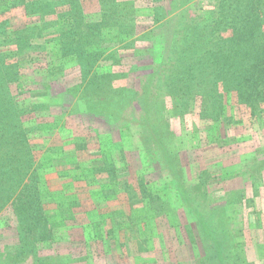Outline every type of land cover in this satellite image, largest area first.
I'll use <instances>...</instances> for the list:
<instances>
[{
  "label": "trees",
  "instance_id": "trees-1",
  "mask_svg": "<svg viewBox=\"0 0 264 264\" xmlns=\"http://www.w3.org/2000/svg\"><path fill=\"white\" fill-rule=\"evenodd\" d=\"M95 1L96 11L87 0H0V264H23L28 257L37 264L49 257L58 264H124L121 261L133 256L145 264L136 253L146 250L144 244L148 250L156 248V241L160 245L161 231L154 221L162 215L181 235L174 239L194 244V264H255L247 258V243L239 239L244 229L236 205L250 209L254 197L264 199L263 150L260 160L251 159L250 152L236 156L239 163L233 166L245 164L240 170L241 176L247 174L246 183L222 190L219 186L240 177L237 167L219 166L212 174L198 169L190 176L180 159L177 165L171 161L181 150L171 152L165 142L175 136L168 119L183 118L197 109L196 104L199 118L210 125L207 141L219 148L230 145L232 135L220 134V126L241 123L227 113L231 99L248 110L246 131L252 119L264 122V0H213L192 14L184 10L173 39L171 33L155 35L149 26L140 29L138 22L125 25L121 19L151 17L149 23L160 21L158 27L164 30L181 15L171 12L189 0ZM144 41L149 42L150 64L137 87L114 85L129 74L113 68L122 60L120 51L142 56L145 45L137 42ZM36 62L40 67L23 78L20 70ZM57 82L60 88L54 89ZM97 107L101 114L94 112ZM97 114L106 118V128L115 126L121 142L123 131L139 123L136 127L147 144L144 153L171 170L172 189L157 195L163 181L147 178V165L138 167L136 181L122 179L129 166L123 162L125 150L115 141L118 136L102 135L97 127L101 121L91 119ZM127 116L130 125L118 121ZM192 131L196 140L197 129ZM254 132L260 135L261 130ZM233 135L237 144L241 135ZM114 143L120 145L114 149ZM137 155L141 160V149ZM48 173L65 183L50 187ZM86 193L96 209H84ZM248 213L249 225L263 233L256 246L264 264V212ZM124 216L130 223L119 220ZM234 218L235 226L230 227ZM141 222L147 237L140 239L130 231L144 235ZM151 224L154 227L147 228ZM6 229L17 234L11 248L18 254L4 258L1 247L8 244L1 243V236ZM81 237L85 245L95 244L93 255H73L74 240ZM41 250L53 254L41 255ZM172 251L166 260L178 264Z\"/></svg>",
  "mask_w": 264,
  "mask_h": 264
},
{
  "label": "rangeland",
  "instance_id": "rangeland-1",
  "mask_svg": "<svg viewBox=\"0 0 264 264\" xmlns=\"http://www.w3.org/2000/svg\"><path fill=\"white\" fill-rule=\"evenodd\" d=\"M187 1V0H185ZM88 4L90 5L89 7H92L93 10L96 11V4H95V0L90 1L87 0ZM214 2L213 0H189L187 2H185V4H183V6H180V8L177 9V11L175 12H171V13H179L181 12V15L178 14L175 16V18H173L171 20V22L168 25H164L161 29L158 26L160 21L155 22L154 24H150L151 23V17L150 19H142L137 21V17L135 19L133 18H122L121 22L125 25L132 23L133 21L138 22V27L136 26V28H140V29H145L146 27L149 26L148 29L154 30V34H163V33H171L172 37L171 39H173L175 37V35H178V32L181 29L182 26V22H183V18L181 19V17H183V13L184 10L186 11H190V13L192 14L193 12H195V10H198L201 5H207V3H212ZM141 3V2H140ZM165 5H168L167 3H165ZM179 7V6H178ZM189 7L188 9H185ZM90 9V8H89ZM186 11V12H187ZM198 13V12H197ZM157 14V13H156ZM163 15L161 14L159 16L162 17ZM173 16V15H172ZM13 17V15L11 16V18ZM143 18V17H141ZM182 21V22H181ZM150 22V23H149ZM149 24V25H148ZM147 25V26H146ZM160 34V35H161ZM154 35V36H155ZM162 36V35H161ZM153 39V38H152ZM150 44L153 42V40L149 41ZM148 41H144V43L141 42H137V45L142 46L145 45V51L143 52L144 54L142 56H134L133 55V51L129 50V49H124L120 51V55H121V62L119 65H115L113 66L115 71H120V70H127L129 71L128 76L124 79H116L114 81V85L118 86L120 84H126L129 87H137L138 85V81H139V77L141 75H143L144 73H146V65L148 66L150 64V58H149V52H148V48H147V43L149 44ZM7 47H3L2 49H6ZM147 48V49H146ZM41 63H34V67L30 64L27 65L25 68H22L20 70L22 77L25 78V74L30 75L31 73V69H37V67H40ZM135 67L134 70L130 71V67ZM149 68V67H148ZM56 85H53L54 89H58L60 88L58 86L59 82L55 83ZM153 95H155L157 93L156 90H153L151 92ZM195 107H197L198 109V104L195 105ZM81 108V107H80ZM89 108V107H88ZM196 108L190 113L186 114L183 118H180L179 116L176 117H170L168 119L169 122V127L170 130L175 132V136L172 137V140L167 139V141L165 143L168 142L167 146L170 147L172 150L171 152L175 151V150H181L180 154H178L177 156H173V154L171 155V159L173 157V160H171L172 162L176 160V165H177V161L178 159H180L181 165L183 167V169L185 170V172H187L190 176H192L198 169H206L209 172H215L217 170V167L219 166H223V165H229L228 169H233L236 168L240 171V177L239 178H235L232 180V182H228V184H225V186H219L221 187L222 190H225L227 188H231V187H239L240 183H246L244 181H246L247 179H245V176L247 175L246 173H244L241 176V169L242 167H245V164L243 165H236L233 166L238 162L237 157L236 156H241L245 153L250 152L251 153V159L253 158H257L258 160H260L259 158V153L261 150H263L264 152V122L263 123H259L258 120L254 121L253 119L250 121V123L252 124V127H249V129L244 128L245 125H247V123H245V120L248 121V116H247V112L248 110L241 106L239 107L237 104H234V102L232 101V99L230 100L229 104L227 105V113L228 114H232L234 117L232 118L233 120H241V123H233L230 122V125L226 124L223 126H220V129L218 130L220 132V134H225L228 131L232 132V135H229V140L228 143L230 145H224L221 148H219V146L217 144H211L209 143V141H207V138L205 137V132L208 130V128L210 127L208 120H202L201 118H199L198 115V110ZM94 112L100 113L101 111H99L98 107L96 108V110ZM127 112V111H126ZM96 115V114H93ZM98 115V114H97ZM95 117V118H94ZM93 120H95L96 122L99 120L100 124H98L97 122V127L98 129L103 133V136H107V134L111 133V136H118V132L117 130L115 131V126L109 125V128L105 127V124H107L106 118L105 117H100V115L98 116H94ZM127 117H124L122 119H119L118 121L122 124V122L126 123L123 125H130L129 122H127ZM103 120V121H102ZM86 123V124H85ZM134 123V122H131ZM249 123V124H250ZM85 126L88 127V123L84 122ZM136 125H132L130 127V130L127 131H123L122 136H123V140L121 142L119 136L118 138H116L115 141H119L121 142V148L125 150V153L122 154L124 159V163L127 162L128 166V170L127 172H125V174H123V178L125 181L128 179H133L132 181H136V179H134L135 177V173L138 169V167L140 165H147L149 172H147L145 174V176L149 179H158L163 181V185L161 186V188L156 191L157 195L163 196V192L165 190H169L168 188L171 187V175L172 172L171 170L164 164H159L157 163V161H154V158H152L153 161H149L147 159V155H149V153L147 151L144 150L147 147V144L145 142V139L143 136H141L139 134V130L136 126H139V123H136ZM245 124V125H243ZM111 126V127H110ZM111 128H113V131H110ZM193 128L197 129L196 132V137H198L196 140H194L192 137V130ZM255 131V129L258 131L259 129L261 130L260 135H258L256 132L253 131V129ZM109 130V131H108ZM129 133V134H128ZM240 133V134H239ZM242 133V134H241ZM113 134V135H112ZM233 134H238L241 135L239 136V138L241 140L237 141V144H234L235 142V137H233ZM108 138H106L107 140ZM199 139V141H198ZM226 139V138H225ZM223 138V140H225ZM94 140V139H93ZM95 144H96V140H94ZM227 143V140H226ZM227 143V144H228ZM108 144V143H106ZM199 144V145H198ZM120 145V143H114V149ZM172 146V147H171ZM238 146V148H236ZM96 147V146H95ZM233 149H232V148ZM141 149L142 154L141 160H139V156L137 155V151ZM94 151V150H93ZM121 153V151H117L116 152ZM127 156V159H126ZM146 157V159L144 160V158ZM152 157V156H150ZM116 158V156H115ZM176 158V159H175ZM235 161V162H234ZM250 161V159H248V162ZM170 162V161H169ZM257 162V161H256ZM233 163V164H232ZM254 163V162H253ZM256 166V163H255ZM253 168L254 171V178H257V176L259 175L258 172V167ZM186 167V168H185ZM252 168V167H251ZM154 169V170H153ZM241 169V170H240ZM212 172H210L212 174ZM252 173V171H250ZM186 173V174H187ZM189 175H187L189 177ZM46 178H47V184L56 189L61 187V185L63 183H65V181L60 180L57 177L56 173H48L46 174ZM83 187V186H82ZM77 186V190L80 192H86L87 188H82ZM217 188L218 185H216ZM83 189V191H82ZM153 189L154 188H151ZM221 190V191H222ZM202 191V190H200ZM248 193V194H247ZM246 193L247 198H251L249 195V190ZM85 196V200L83 201L84 203V209L89 211L92 209H96V206L94 204V202L90 199L89 196H87V193L84 194ZM215 198V197H214ZM253 199V198H252ZM91 200V202H90ZM87 202V204L85 205V203ZM90 202V204H89ZM100 205V203H98ZM252 206L250 209L244 206L237 204L236 208L238 210L237 215H238V221L240 222V225L242 227V229H244V231H242V233H239V239L241 241H245V243H247L246 246V250L248 249V260L254 262L255 264H262L261 258L259 257V252H258V247L256 246V244L262 240L263 237V233L261 231V229H257L254 230L250 225L251 223V218L249 215V210L252 211L255 210V212L258 211H263L264 212V199H262L260 196L254 197L253 202H252ZM127 205L123 206L124 211L126 212V214H129V209H127ZM104 209V208H103ZM233 209V207L231 208ZM84 210V211H85ZM128 210V211H127ZM106 212V211H103ZM7 215L10 219V222L13 224L14 223V216L11 213V210L9 209V207H7ZM90 214V212H88ZM94 213V212H92ZM264 216V213L262 214ZM129 216H124L122 218H120L119 220H123V221H127V224L130 223V219H128ZM145 219V218H144ZM143 219V220H144ZM79 220H81L80 218L77 220L79 222ZM138 220L143 221L142 218H138ZM235 221L236 218L233 219V223L230 224L231 226H235ZM78 222H75L74 224L76 225ZM85 223L86 220H81L80 223ZM250 224V225H249ZM147 225V223H146ZM154 225L155 227H157V230L161 231V237L159 238V240L161 241L160 245L157 244L158 242L156 241V248H153L151 250H148L144 244V248L146 250H142L140 253H136L139 256L138 257H142V260L145 259V264H173L171 260H166L167 255H169L172 251L173 255L176 257L174 261H177L178 264H194V250H193V245L190 242L187 243H183L181 242V240H176L174 239L176 236L177 237H181V235H177L172 228L169 227L168 225V221L166 219L165 216H160L158 218H155L154 221ZM157 225V226H156ZM154 227L153 224L149 225L147 228ZM139 228L141 229V231L144 232L145 229V224L143 222L139 223ZM252 228V229H251ZM78 229V228H77ZM136 229V227L134 228ZM5 232H3L2 234V238H1V243L2 244H8L5 247H1L2 248V255L4 258L7 256H13L15 254H18L16 251L12 250L13 248H11V246H15V244H17V234L15 235L13 229H6L4 230ZM76 234L79 233V229L76 230ZM139 231V232H141ZM128 232V230H127ZM132 235L134 236H139V238L141 239L142 236H144V238L147 237V234L145 232L144 235L143 234H138L136 231H130ZM71 233V237L73 236L72 232ZM85 235V234H84ZM68 236V235H67ZM186 237V236H184ZM183 237V238H184ZM181 238V239H183ZM252 238H253V242H252ZM83 238H78L74 243H76L74 245V250H72L73 255H76L75 257L79 256V255H93L94 253V247L95 244H88L85 245L84 242L82 241ZM157 240V239H155ZM257 242V243H256ZM92 245V246H91ZM166 246L171 247V251H167L166 253ZM178 246V247H177ZM176 247V249H175ZM248 247V248H247ZM130 251L136 252L135 249H130ZM128 250V252H130ZM148 251V252H147ZM70 252V251H69ZM130 252V254H132ZM44 253V250L40 251V254L42 255ZM46 254V253H44ZM43 254V255H44ZM53 254V253H52ZM51 253H48L46 255H52ZM51 260L47 261V262H41L39 264H55L58 262H56L57 258L55 257H49ZM54 258V259H53ZM133 257L127 258V260H123L121 261L124 264H142L141 262H136L135 259H133ZM45 259V258H43ZM61 260V259H60ZM135 261V262H134ZM76 263V262H74ZM23 264H37L33 259L31 258H27L26 261L23 262Z\"/></svg>",
  "mask_w": 264,
  "mask_h": 264
}]
</instances>
